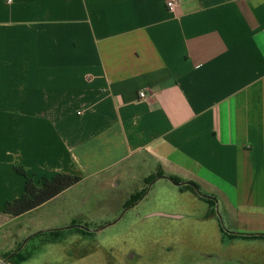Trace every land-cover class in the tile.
<instances>
[{
  "label": "crops",
  "instance_id": "0c3cea01",
  "mask_svg": "<svg viewBox=\"0 0 264 264\" xmlns=\"http://www.w3.org/2000/svg\"><path fill=\"white\" fill-rule=\"evenodd\" d=\"M167 1L0 0V264L33 230L55 244L93 232L92 217L66 206L82 181L94 182L86 194L113 193L102 225L141 202L158 172L208 196L175 184L206 203L205 217L219 210L222 242L264 250V0ZM16 166L37 184L80 181L13 217L4 205L26 181ZM158 199L145 219L174 217ZM35 214L24 235L18 221ZM28 240L6 264L32 257Z\"/></svg>",
  "mask_w": 264,
  "mask_h": 264
},
{
  "label": "rangeland",
  "instance_id": "374dc122",
  "mask_svg": "<svg viewBox=\"0 0 264 264\" xmlns=\"http://www.w3.org/2000/svg\"><path fill=\"white\" fill-rule=\"evenodd\" d=\"M146 173L145 166L133 168L130 180L139 181ZM93 184L90 180L82 181L79 184L82 191H71L68 200L72 205H66L80 208L92 217L87 225L93 227V232L80 240L73 231L64 230V238L56 244L45 243L46 233H38L25 246L26 252L33 253L32 257L21 264H264V250L256 248L260 245L222 242L217 220L224 231L226 227L219 210L215 208L213 216L205 217L206 203L189 191L180 192L178 186L165 178L157 179L141 202L123 209L121 212L125 210V214H118L102 225L94 221L109 206L113 193L106 189L99 194H86L87 187ZM82 196L88 197L87 203H76V197ZM152 196L160 198V207L174 217L145 219L146 203ZM38 218L35 214L19 220L21 233L27 235L37 227Z\"/></svg>",
  "mask_w": 264,
  "mask_h": 264
},
{
  "label": "trees",
  "instance_id": "16d2710c",
  "mask_svg": "<svg viewBox=\"0 0 264 264\" xmlns=\"http://www.w3.org/2000/svg\"><path fill=\"white\" fill-rule=\"evenodd\" d=\"M15 170L17 173L26 177L25 181V188L22 195L15 200L8 201L4 205V213L11 215L13 217L20 216L32 209L40 206L44 202L48 201L58 193L62 192L63 190L67 189L68 187L78 183L80 181V177L76 175H70L65 173H58L50 178H43L40 184L35 183L32 178H30L26 170L21 166H16ZM158 175H163L162 172H158ZM149 177L146 179V182L149 183L153 178ZM175 182H180L174 177H171ZM196 186V185H195ZM197 187V186H196ZM145 193V190L137 195L133 196L131 199V203L136 201L140 196ZM241 237H257L258 234H251V235H243L238 234ZM18 248V247H17ZM16 248V249H17ZM10 253H7L4 256V259L9 256ZM16 253L14 256L18 255ZM13 257V256H12ZM10 257V258H12ZM9 258V261L11 260Z\"/></svg>",
  "mask_w": 264,
  "mask_h": 264
},
{
  "label": "water",
  "instance_id": "95a60500",
  "mask_svg": "<svg viewBox=\"0 0 264 264\" xmlns=\"http://www.w3.org/2000/svg\"><path fill=\"white\" fill-rule=\"evenodd\" d=\"M156 178H166V179H168L169 181H171L173 184H176V185H183V184H191L201 195H203V196H205V197H208L207 195H204V194H202L199 190H198V188L194 185V184H192V183H190V182H175L171 177H168V176H165V175H160V176H158V177H156ZM155 178V179H156ZM154 179V180H155ZM153 180V181H154ZM151 183L152 182H150L149 184H148V189H149V187H150V185H151ZM115 222V221H114ZM114 222H112V223H114ZM112 223H110V224H112ZM107 226V225H106ZM105 227V226H104ZM36 234V233H35ZM33 235V234H32ZM32 235H29V236H27L22 242H21V244H20V246L17 248V250H15L13 253H11L5 260H4V262L2 263V264H6V261H7V259L11 256V255H13L14 253H16L17 251H19L22 247H23V245L25 244V242L29 239V237L30 236H32Z\"/></svg>",
  "mask_w": 264,
  "mask_h": 264
},
{
  "label": "built area",
  "instance_id": "2783aa9c",
  "mask_svg": "<svg viewBox=\"0 0 264 264\" xmlns=\"http://www.w3.org/2000/svg\"><path fill=\"white\" fill-rule=\"evenodd\" d=\"M174 4H175L174 0H168L166 5H167V7H168L170 10H172V8L174 7ZM139 96H140V97H145V96H146V93H145L144 91H141V92L139 93Z\"/></svg>",
  "mask_w": 264,
  "mask_h": 264
}]
</instances>
